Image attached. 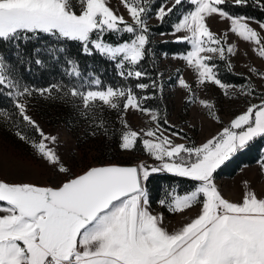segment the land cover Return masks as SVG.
I'll use <instances>...</instances> for the list:
<instances>
[{"label": "snow or ice", "instance_id": "6c2138e0", "mask_svg": "<svg viewBox=\"0 0 264 264\" xmlns=\"http://www.w3.org/2000/svg\"><path fill=\"white\" fill-rule=\"evenodd\" d=\"M227 2L190 0L194 9L184 13L174 25V33L182 30L188 33L177 37L176 42L186 41L191 45L179 58L196 67L200 83L209 81L221 88L227 86L217 77L215 65L208 63L211 57L200 55L205 51L218 53L223 59L225 53L222 41L205 25L207 15L218 13L230 20L231 31L245 41H254L260 46L259 55L264 57L259 33L246 22L251 18L231 15L222 7ZM80 3L83 10L77 15L71 0H0V42H12L19 50L21 42L38 38L40 34L54 36L61 43L78 41L84 54L92 55L95 51L115 62L122 79L139 80L146 76L138 66L151 51L147 47L149 29L145 18L152 0H122L133 21L131 24L107 7L105 0H80ZM183 3L184 0H174L172 8L162 4L156 12L157 18L163 21L173 8ZM246 3L247 0H234V6ZM254 3L264 9V0ZM259 26L264 29V22H259ZM105 32L127 33L131 38L107 42L102 38ZM93 33H99L101 38L91 39ZM59 51L64 49L61 47ZM231 51L229 47L228 52ZM28 62L43 63L39 50L25 59ZM65 66L69 75L80 76L76 62L69 59ZM9 67L10 62L0 55V95L6 93L23 121L39 132L42 139L33 147L41 157L53 168L59 165V172H67L55 151L45 143L56 138L45 136L26 114V105L20 102L34 93L51 94L60 86L30 87L22 84V78L6 72ZM260 75L264 78V74ZM91 83L99 86L101 81L93 78ZM179 84L190 90L184 79ZM156 86L155 81L151 85H135L138 89ZM253 91L249 89L248 94ZM70 95L80 98L86 110L94 107L96 101L116 109L123 100L125 110L138 109L152 121H158L155 111L142 107L141 101L151 97L139 98L131 88L109 85L102 90L82 91L72 87ZM145 134L152 139H144L143 147L158 164L92 167L58 187L0 182V202H4L0 205V264H264V199L246 193L242 203H232L221 196L213 182L216 169L254 138L264 136V101L249 106L229 127L200 147L173 144L160 132L159 125ZM16 135L27 140L19 132ZM138 135L135 131H123L119 147L133 149ZM171 135L179 136V133ZM160 172L196 182L193 190L175 195L170 201L161 199L160 205L167 204L170 212H176L202 203L199 215L172 233L148 210L150 196L146 182L151 174Z\"/></svg>", "mask_w": 264, "mask_h": 264}, {"label": "rangeland", "instance_id": "374dc122", "mask_svg": "<svg viewBox=\"0 0 264 264\" xmlns=\"http://www.w3.org/2000/svg\"><path fill=\"white\" fill-rule=\"evenodd\" d=\"M186 1L189 2V5L180 11L170 27L162 31L150 30L151 39H177V37L188 35L183 30L174 33V25L178 23L182 15L194 9L190 0ZM73 2L80 4V0H73ZM173 2L174 0H163L157 7L150 8L145 18L147 25L159 21L156 12L162 4L168 8ZM105 3L117 16L133 22L122 0H105ZM82 10L80 4L75 13L79 15ZM230 14L251 18L246 22L259 33L261 42L264 44V29L259 26V22H264L262 19L242 13ZM204 22L209 31L222 41L221 46L224 47L225 53L223 59L218 53L205 51L200 55L211 57L208 63L215 65L217 77L227 86L226 88H221L209 81L199 82L200 77L196 67L190 66L185 60L179 58L191 49V45L188 43V47L184 50L159 51L154 54L158 75L155 95L161 99V104L155 108L144 104L145 100H142L141 103L142 107L158 114V121H152L148 114L138 109L129 107L125 110L123 100H121L122 104L119 101V106L116 109H112L108 105L99 107V113L105 114L109 120V126L103 120L96 119L95 121H75V126L71 128L61 120L48 119L46 116L48 112L46 114L38 112L31 102L22 101L26 105V114L44 135L56 138L55 141L46 140L45 143L55 151L60 162L68 171L59 172V165L53 168L52 164L36 151L33 144L40 142L42 139L40 134L35 140L21 134L27 137V140H22L18 135L6 133L0 129V182L56 184L93 163L104 161H133L138 166L140 164H158L159 162L151 157L143 147L144 139H152L145 134L149 128L156 129L159 125L160 132L163 136L171 139L173 144L200 147L213 137H217L225 127H229L231 121L236 116L243 114L249 106L258 105L264 101V78L260 75L264 74V57L258 53L260 46L256 45L254 41H245L237 33L232 32L231 21L221 17L218 13L207 15ZM208 46L215 47L216 45ZM229 47L232 49L230 53L228 52ZM252 69L256 71L253 72ZM228 71L240 75L241 79L233 81L223 78L222 75L229 76L226 74ZM180 79L185 80L190 86V90L180 86ZM106 87H90L84 91L102 90ZM241 88L244 91H241ZM249 89H254V91L248 94ZM144 95L145 93L142 96H136L143 98ZM201 101H204L205 104H201ZM98 104L100 105V101H96L95 105L98 106ZM125 130L135 131L139 134L133 149L122 150L119 147L122 132ZM173 132H178L179 136H172ZM259 155L261 160H264V143L258 148V155L255 159ZM243 163L245 162L241 164ZM241 164L231 174H213V182L217 190L224 199L232 203L236 202V195L240 194V191L245 192L244 188H239V184L233 179L234 173ZM194 187L185 192H174L167 200L170 201L175 195H184ZM241 197L242 199L239 196L237 203H242L243 196L241 195ZM200 199L202 201L203 198ZM160 200L158 199L155 205L149 204L148 210L160 218V225L169 233L190 223L199 215L202 207V203L198 202L182 211L170 212L167 204L160 205ZM3 203L0 202V205Z\"/></svg>", "mask_w": 264, "mask_h": 264}, {"label": "trees", "instance_id": "16d2710c", "mask_svg": "<svg viewBox=\"0 0 264 264\" xmlns=\"http://www.w3.org/2000/svg\"><path fill=\"white\" fill-rule=\"evenodd\" d=\"M163 0H152L150 8L157 7ZM174 3V2H173ZM173 3L168 7L172 8ZM81 4V3H80ZM79 3L71 0L72 9L76 11L79 8ZM189 2L184 0L182 5L173 8L170 15L165 17L163 21L159 19L156 23H149L148 29L153 31H162L170 27L174 19L177 18L180 11L186 8ZM223 9L230 13H242L252 16L264 21V9L258 7L254 0H247L243 6H234V1L228 0L222 5ZM126 21V20H125ZM131 24L133 22L126 21ZM149 35V33H148ZM101 38L99 33H93L91 39ZM107 42H120L129 40L131 34L127 33H112L105 32L102 37ZM177 39H151L149 35V44L147 47L151 51L146 54L138 66L139 70L146 72L147 75L139 80L130 79L124 80L118 76L115 69V62L109 61L93 51L92 55L84 54L82 44L78 41L65 40L62 43L54 36L40 34L38 38H33L30 41L20 43L19 50L13 46L12 42H0V55L6 61L10 62L9 69L6 72H11L15 78H22V84H27L30 87L42 89L51 87L52 85H59L60 89L53 90L51 94L39 95L34 93L31 96L23 97L20 102H31L34 109L46 115L48 119L61 120L69 127L75 126L74 122L79 120L99 121L103 120L105 124L109 123L104 113H99V107L107 106L100 102L98 106L90 109H85L83 101L80 98L72 97L70 89L76 87L78 90L84 91L90 87H125L131 88L133 93L137 96L151 97L145 100L144 104L150 107L158 108L161 104V99L155 95L156 87H149L146 89H138L135 87L137 83L151 85L153 81L158 78L156 60L154 54L159 51H178L184 50L188 47V42H176ZM64 51L60 52L59 49ZM34 50H39V57L43 63L36 65L34 62L25 63V59L29 56H34ZM55 50V52H53ZM73 60L78 64L80 76H73L68 74V68L65 66V61ZM229 76L222 75L227 80H239L241 76L232 72H226ZM98 78L101 83L99 86L93 85L91 80ZM22 90V89H21ZM2 91V90H0ZM122 104V101H120ZM0 129L6 133L27 135L33 140L37 139L39 132L36 131L32 125L23 121L22 116L14 107V101L11 100L7 94L0 95ZM109 126V124L107 125ZM264 143V136L254 138L248 145L233 154L228 161L215 170L213 174H231L242 162H249L255 159L258 155V148ZM196 182L188 178H180L166 172L151 174L149 180L146 182V187L150 196V205H155L158 199L167 200L171 194L181 193L189 190L195 186Z\"/></svg>", "mask_w": 264, "mask_h": 264}, {"label": "crops", "instance_id": "0c3cea01", "mask_svg": "<svg viewBox=\"0 0 264 264\" xmlns=\"http://www.w3.org/2000/svg\"><path fill=\"white\" fill-rule=\"evenodd\" d=\"M261 159L262 158L259 155L257 159L249 162V164L248 162L241 164V166L234 173L233 179L237 184H239V188H244L245 192L247 191V193H253L257 196V198L264 199V160ZM245 192L242 193V191H240V194L236 195L237 200L239 196L242 199L241 195L244 197L246 194ZM237 200L235 203H237Z\"/></svg>", "mask_w": 264, "mask_h": 264}, {"label": "water", "instance_id": "95a60500", "mask_svg": "<svg viewBox=\"0 0 264 264\" xmlns=\"http://www.w3.org/2000/svg\"><path fill=\"white\" fill-rule=\"evenodd\" d=\"M109 165H115V166H121V167H137L138 166V164L136 162H133V161H131V162H125V161H123V162H121V161L96 162V163H93V164L85 167L81 171L66 177L65 179L61 180L60 182H58L56 184H33V185L40 186V187H58L60 184L65 182L67 179H71V178H74L77 175H81L85 171H87L88 169H90L92 167H102V166H109Z\"/></svg>", "mask_w": 264, "mask_h": 264}]
</instances>
